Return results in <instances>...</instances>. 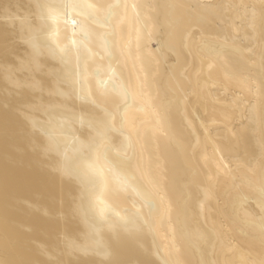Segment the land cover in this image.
Segmentation results:
<instances>
[{"label": "bare ground", "instance_id": "6f19581e", "mask_svg": "<svg viewBox=\"0 0 264 264\" xmlns=\"http://www.w3.org/2000/svg\"><path fill=\"white\" fill-rule=\"evenodd\" d=\"M0 264H264V0H0Z\"/></svg>", "mask_w": 264, "mask_h": 264}]
</instances>
